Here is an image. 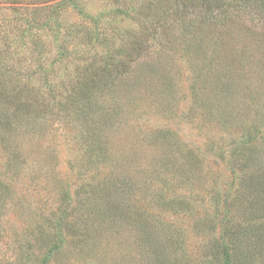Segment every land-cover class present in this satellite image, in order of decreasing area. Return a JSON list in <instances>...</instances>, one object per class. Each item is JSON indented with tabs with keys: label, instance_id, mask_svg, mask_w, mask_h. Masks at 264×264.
<instances>
[{
	"label": "rangeland",
	"instance_id": "1",
	"mask_svg": "<svg viewBox=\"0 0 264 264\" xmlns=\"http://www.w3.org/2000/svg\"><path fill=\"white\" fill-rule=\"evenodd\" d=\"M0 264H264V0H0Z\"/></svg>",
	"mask_w": 264,
	"mask_h": 264
}]
</instances>
